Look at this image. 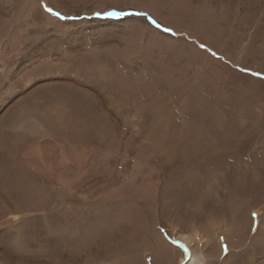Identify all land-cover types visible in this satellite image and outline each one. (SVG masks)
Segmentation results:
<instances>
[{
    "label": "rangeland",
    "instance_id": "rangeland-1",
    "mask_svg": "<svg viewBox=\"0 0 264 264\" xmlns=\"http://www.w3.org/2000/svg\"><path fill=\"white\" fill-rule=\"evenodd\" d=\"M51 1L54 3L36 0L33 6L35 9L29 10L24 0H0V64L4 59H13L18 60L22 66L26 64L25 59L32 56L40 59L41 55L47 56L48 51L50 55L65 52L67 59L64 62L73 65L77 78L85 84L95 77V72L88 74L91 72L88 66L104 65L113 72L119 67L124 84L129 91L131 89L130 98H122L111 82L112 79H108L111 81L105 85L101 79L94 80L98 90L103 87L107 90L108 94L104 93L107 106L113 114L116 113L123 126L118 132L120 135H116L122 142L116 157L124 163L120 178H125V174L134 167L138 144L148 138L149 132L156 125L161 126V138L158 137V142L150 152L152 157L159 156L158 161L143 159L138 163L142 190L149 185L156 188L155 192L142 198L143 209H148V203L156 199L162 203H171L184 212L195 211L200 198L191 199L188 194H183L187 190L190 174L195 169H200L203 174L212 175L213 172L216 178L221 167L232 166V175L237 184L247 186L240 175V159L235 158L234 163L222 162V149L211 150L204 144L217 143L222 139V132L225 136L233 137L244 127L239 135H248L251 142H244L247 149L241 158L247 160L248 155L252 156L256 148L264 145V0H64L63 7L58 0ZM48 8L59 12L65 19L52 15L47 11ZM165 28L171 31H164ZM201 44L206 47L201 48ZM20 51L22 54L15 56ZM21 56H24L23 60ZM10 70L11 66L0 76V81L10 79ZM256 72L260 75L252 74ZM17 89L21 91L23 85H17ZM136 98L140 109L138 134L137 127L132 124L136 122ZM246 101L255 107L243 112L234 106L238 102L245 104ZM15 110L18 113V108ZM46 114L45 120L47 117L48 121L53 120L51 113ZM1 122L0 142L9 143L15 136L10 134L9 117ZM15 122L18 123L17 120ZM179 129L184 130V133L194 129L205 139L195 149L188 147L193 142L190 137L172 145L177 146L176 149H162L158 145L169 135L175 139ZM27 131L31 133L33 130ZM48 131L53 132L50 129ZM75 131L73 135L78 138ZM135 136H138V142L134 140ZM32 139L25 133L21 147ZM91 141V136H80L76 143L78 150L89 148ZM224 141H227L225 147L229 148L231 139ZM170 150L179 154L178 158L167 162ZM3 159L1 163L8 162V166H13L9 162H17L22 157L16 156L15 160L13 156H4ZM196 160L200 164H194ZM250 160V171L255 174L249 188L253 189L263 185L264 178L258 175V172L262 173L257 170L260 160ZM4 169L7 171L8 167L4 166ZM217 191L223 194L220 188ZM213 192L204 186L200 195H206L208 200L212 198L213 201H220L219 194ZM54 197L51 200L55 203ZM42 200L38 198L33 204L47 207L49 203H45L48 201ZM222 200L223 204H227L226 199ZM31 203L26 204L27 209H31ZM72 203L79 207L82 205L79 201ZM215 203L212 211L221 207L220 203ZM260 206V209L264 207L263 204ZM230 208L233 209V205ZM207 213L211 211L207 210ZM3 214L0 207V219ZM149 222L151 232L161 234L162 227L157 225L155 229L151 225L153 220ZM242 224L246 226L245 229ZM234 225L232 229L235 232L231 235L223 237L224 230L218 231V240L212 242L204 264H264V232H260L264 224L255 220L249 226L241 221ZM175 241L177 243H173V246L177 250L172 264H181L190 258V251L186 254L179 246H185L184 241L178 238ZM233 243H237L236 248H233ZM225 245L227 253L224 251ZM1 248L5 250L3 252L14 255V247L2 245ZM67 254L70 255L69 252Z\"/></svg>",
    "mask_w": 264,
    "mask_h": 264
},
{
    "label": "bare ground",
    "instance_id": "bare-ground-1",
    "mask_svg": "<svg viewBox=\"0 0 264 264\" xmlns=\"http://www.w3.org/2000/svg\"><path fill=\"white\" fill-rule=\"evenodd\" d=\"M58 1L62 7L65 5L62 4L64 0ZM35 3L36 0H24L29 10ZM49 53L47 56L41 55L40 59L33 56L24 58L26 64L22 66L12 58V61L4 59L0 64V76L11 66L10 79L0 81V122L9 117L10 134L15 135L9 143L0 142V207L4 211L0 219L2 264H172L177 250L172 243L175 238L184 241L190 251V258L181 264H204L212 242L218 240L220 229L224 230L225 237L235 232L232 228L238 221L248 226L254 224L255 220L264 224V207L258 208L262 204L264 206V184L249 188L255 174L250 171V159L260 160L257 170L262 173L258 172V175L264 178V145L256 148L252 156L248 155L247 160L241 158L247 149L244 142H251L248 135L240 136L244 127L240 128V135L236 133L228 137L222 132L223 140L208 142L204 146L211 150L221 148L222 162L234 163L235 158L240 159V175L248 187L237 184L232 175V166L221 167L216 178L213 172L212 175L203 174L200 169H195L194 173H189V184L187 190L183 191L191 199L200 198L195 211L184 212L171 203L156 199L148 203V209H143L142 198L155 192L156 188L149 185L142 190L138 163L143 159L158 161L159 156L152 157L150 152L158 137L161 138V126L156 125L148 138L138 144L134 167L125 174V178H120L124 163L116 157L122 147L116 135H120L118 132L123 126L116 113L113 114L107 106L104 96V93L108 94L107 90L104 87L98 90L94 80L101 79L105 85L111 81L108 79H112L114 87L125 100L131 95V89L129 91L124 84L119 67L113 72L104 65L105 68L97 67L102 65L88 66L91 67L88 74L95 72V77L85 84L77 78L73 65L64 62L67 59L65 52L57 55ZM21 54L20 51L15 56ZM17 85H23V89L19 91ZM135 100L136 122L132 124L137 127L138 134L140 109L137 98ZM234 106L243 112L255 107L247 101ZM46 113H51L53 120L48 121V117L45 120ZM258 115L262 116V113L258 112ZM27 129L33 130L32 134ZM73 130H76L74 133L78 134V138L73 135ZM193 130L184 133L179 129L175 139L169 135L158 145L162 149H176L177 146L172 145L190 137L193 142L188 147L195 149L205 137ZM25 133L34 139L21 147ZM82 135L91 136V148L81 146L78 150L76 143ZM227 138L231 139L229 148L225 147L227 141L224 139ZM134 140L138 142V136ZM178 154L170 150L166 161L178 158ZM3 155L7 158L13 156L15 160L16 156H20L22 159L9 162L13 166H8V162L1 163ZM194 164L200 163L196 160ZM4 166L8 167L7 171ZM204 186L209 191L213 190V194H219L217 190L220 188L223 192L218 196L220 201L208 200L206 195H200ZM53 197L56 204L51 200ZM38 198L47 200V207L35 206L33 201ZM222 198L227 200V204H223ZM74 201H79L81 207L74 205ZM28 202H32L31 209L26 208ZM215 202L220 203L221 207L212 211ZM232 205L233 209L230 208ZM207 210L211 213L208 214ZM252 213H256L255 218ZM151 220L155 229L157 225L162 227L161 234L151 232ZM242 226L246 228L244 224ZM260 232H264V228ZM2 245L14 247V255L3 252ZM236 246L237 243L233 248Z\"/></svg>",
    "mask_w": 264,
    "mask_h": 264
},
{
    "label": "snow or ice",
    "instance_id": "snow-or-ice-1",
    "mask_svg": "<svg viewBox=\"0 0 264 264\" xmlns=\"http://www.w3.org/2000/svg\"><path fill=\"white\" fill-rule=\"evenodd\" d=\"M47 11L48 12H51L52 13V15H54V16H58V17H60L61 19H65V17H63V16H61L60 15V13L59 12H54L51 8H48L47 9ZM109 15H116V14H118V13H108ZM144 15H147L146 13L144 14ZM152 23H156V21H152ZM157 27H159V25L157 24ZM164 31H171V29H168V28H165L164 29ZM200 47L201 48H205L206 46L205 45H203V44H201L200 45ZM213 55H216L215 53H213ZM253 75H260V73H258V72H256V73H252ZM252 216H253V218H255L256 217V213H252ZM172 243H177V241H172ZM181 248H183L184 249V252L187 254V252H188V249L184 246V245H179ZM224 251H225V253H227V246L225 245L224 246Z\"/></svg>",
    "mask_w": 264,
    "mask_h": 264
}]
</instances>
